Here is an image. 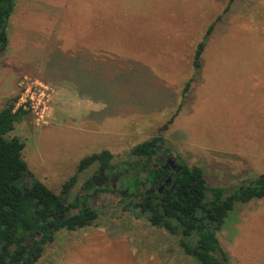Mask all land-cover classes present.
<instances>
[{
  "label": "rangeland",
  "instance_id": "obj_1",
  "mask_svg": "<svg viewBox=\"0 0 264 264\" xmlns=\"http://www.w3.org/2000/svg\"><path fill=\"white\" fill-rule=\"evenodd\" d=\"M226 4L15 0L0 54V110L24 83L42 86L38 108L9 134L24 143L34 178L58 194L92 153L127 162L175 113L189 79L162 146L180 165L200 167L209 187L263 174L264 0H235L223 13ZM218 16L196 71V46ZM94 170L77 174L72 196ZM125 200L98 208L90 227L57 232L36 264H197L178 236L125 210ZM216 238L230 264H264V199L236 205Z\"/></svg>",
  "mask_w": 264,
  "mask_h": 264
},
{
  "label": "trees",
  "instance_id": "obj_2",
  "mask_svg": "<svg viewBox=\"0 0 264 264\" xmlns=\"http://www.w3.org/2000/svg\"><path fill=\"white\" fill-rule=\"evenodd\" d=\"M234 1L227 0L223 13L229 10ZM14 2L0 0V54L8 45L7 22ZM220 18L218 16L209 25L196 46L192 63L196 71L214 25ZM192 81L189 79L185 83L181 103L159 128L158 134L133 146L128 151V157L145 159L155 154L157 146L163 145L162 133L182 108ZM18 96L19 93L0 110V264H36L45 246L54 242L57 232H74L90 227L98 218L99 209H91L86 196L81 194L92 188L89 180L72 196L76 176L92 166L114 168L112 154L101 151L81 159L76 175L61 186L58 194L36 180L22 159L24 143L17 137H9L15 125L28 114L22 109L14 110ZM150 179L151 186H161L154 173ZM174 183L175 188L165 190L162 196H144L138 200L133 198L134 189L131 187L123 208L146 218L151 226L164 230L170 236H178V246L183 254L197 264H230L216 233L226 226L236 205L264 199V176L243 181L231 188L209 187L200 167L182 164Z\"/></svg>",
  "mask_w": 264,
  "mask_h": 264
},
{
  "label": "flooded vegetation",
  "instance_id": "obj_3",
  "mask_svg": "<svg viewBox=\"0 0 264 264\" xmlns=\"http://www.w3.org/2000/svg\"><path fill=\"white\" fill-rule=\"evenodd\" d=\"M180 171L181 165L176 157L163 146H157L155 154L145 159L133 157L121 165H114L113 169H101L95 166L94 172L88 178L92 188L81 194L86 196V202L91 209L125 200L130 195L131 187L134 189L135 200L144 196H162L165 190L175 188V177ZM152 173L155 174L156 180L161 182V186H151ZM131 183L135 185L132 186ZM81 188L82 185L78 191Z\"/></svg>",
  "mask_w": 264,
  "mask_h": 264
},
{
  "label": "built area",
  "instance_id": "obj_4",
  "mask_svg": "<svg viewBox=\"0 0 264 264\" xmlns=\"http://www.w3.org/2000/svg\"><path fill=\"white\" fill-rule=\"evenodd\" d=\"M22 92L19 94L18 99L14 105V110L22 109L23 111L28 112V110L35 111L39 106V97L44 96V93L39 89H42V86L36 83H24L22 87ZM42 119V116L39 117Z\"/></svg>",
  "mask_w": 264,
  "mask_h": 264
},
{
  "label": "water",
  "instance_id": "obj_5",
  "mask_svg": "<svg viewBox=\"0 0 264 264\" xmlns=\"http://www.w3.org/2000/svg\"><path fill=\"white\" fill-rule=\"evenodd\" d=\"M262 176H264V175H259L258 178H261ZM160 191H161V189H159L158 192H160ZM150 192L153 193V191H150Z\"/></svg>",
  "mask_w": 264,
  "mask_h": 264
},
{
  "label": "crops",
  "instance_id": "obj_6",
  "mask_svg": "<svg viewBox=\"0 0 264 264\" xmlns=\"http://www.w3.org/2000/svg\"><path fill=\"white\" fill-rule=\"evenodd\" d=\"M82 101V100H81ZM91 101H93V100H91Z\"/></svg>",
  "mask_w": 264,
  "mask_h": 264
}]
</instances>
